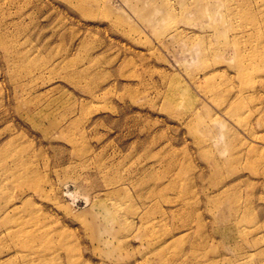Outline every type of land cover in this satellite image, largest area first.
<instances>
[{"label":"rangeland","instance_id":"374dc122","mask_svg":"<svg viewBox=\"0 0 264 264\" xmlns=\"http://www.w3.org/2000/svg\"><path fill=\"white\" fill-rule=\"evenodd\" d=\"M260 54L264 0H0V264H264Z\"/></svg>","mask_w":264,"mask_h":264},{"label":"bare ground","instance_id":"6f19581e","mask_svg":"<svg viewBox=\"0 0 264 264\" xmlns=\"http://www.w3.org/2000/svg\"><path fill=\"white\" fill-rule=\"evenodd\" d=\"M172 32V34H174V31L172 30L171 31ZM175 34H176V32H175ZM253 52H254V54H256L257 52L255 51V50H253ZM259 54V53H258ZM259 57H261L262 59L264 58V55H262V54H260L259 55ZM239 71L241 72V73H245V68H244V66L243 65H239ZM216 85V84H215ZM215 85L214 84H210L208 87H207V90H209V91H213L214 89H215ZM206 91V90H205ZM39 180V179H38ZM27 181H29V179H27ZM37 181V180H36ZM38 183V182H37ZM38 186V185H37ZM29 231V230H28ZM25 232V231H24ZM24 232H21V233H24ZM28 233H33V232H28ZM37 240V239H36ZM31 241V240H30Z\"/></svg>","mask_w":264,"mask_h":264}]
</instances>
